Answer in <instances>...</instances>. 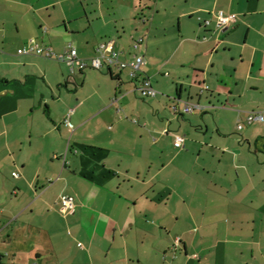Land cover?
I'll list each match as a JSON object with an SVG mask.
<instances>
[{
	"label": "crops",
	"instance_id": "0c3cea01",
	"mask_svg": "<svg viewBox=\"0 0 264 264\" xmlns=\"http://www.w3.org/2000/svg\"><path fill=\"white\" fill-rule=\"evenodd\" d=\"M30 42L55 56L20 55ZM109 42L144 59L156 97L128 69L72 73L60 58L90 62ZM252 113L264 0H0V264H264Z\"/></svg>",
	"mask_w": 264,
	"mask_h": 264
},
{
	"label": "built area",
	"instance_id": "2783aa9c",
	"mask_svg": "<svg viewBox=\"0 0 264 264\" xmlns=\"http://www.w3.org/2000/svg\"><path fill=\"white\" fill-rule=\"evenodd\" d=\"M230 19L228 16L224 14V12H219L217 27L223 29L228 26ZM211 21L206 20L205 24L210 25ZM139 43L134 44V48L138 49ZM20 55H37L44 56L47 58H53L55 56V52L50 47H43L40 44L30 42L23 49L19 50ZM61 59L68 62L71 67L72 73L75 72L76 69L84 70L88 67H92L94 69H101L104 65H109L110 67H116L117 70L123 71L128 69L130 78L139 83L138 90L143 98H153L156 97L158 92L153 87L152 81L149 77H142V66L145 64V61L142 57L135 56L131 61H121L118 59L117 53L115 52V44L114 42H109L103 44L98 49V56L91 59L90 62H87L83 59H80L78 56V51L76 48H71L69 51L65 53V56L60 57ZM201 106L197 104H187L184 113L191 114L196 109H200ZM256 120H264V117L261 114L252 113L248 121L249 123H253ZM66 128L70 131L72 129V125L67 119L65 121ZM240 129L242 126L239 127ZM165 134H170L169 131H165ZM175 147L177 149H185V137L181 135H177L175 137ZM15 177H19L18 174H15ZM62 201V211L68 212L74 208L75 199L72 196L64 195L61 197Z\"/></svg>",
	"mask_w": 264,
	"mask_h": 264
},
{
	"label": "rangeland",
	"instance_id": "374dc122",
	"mask_svg": "<svg viewBox=\"0 0 264 264\" xmlns=\"http://www.w3.org/2000/svg\"><path fill=\"white\" fill-rule=\"evenodd\" d=\"M136 102H137V106L138 108H140L141 110H146L147 108V104L150 102V100H141V99H136ZM124 108V107H123ZM128 114V112H126ZM132 113V112H131ZM129 115V114H128ZM133 118L131 119H137L138 120V116H131ZM185 137V136H184ZM67 196H70V195H67Z\"/></svg>",
	"mask_w": 264,
	"mask_h": 264
}]
</instances>
